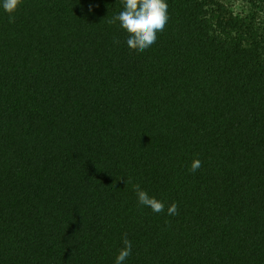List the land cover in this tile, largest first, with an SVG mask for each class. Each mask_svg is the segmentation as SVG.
I'll return each mask as SVG.
<instances>
[{"label": "trees", "instance_id": "trees-1", "mask_svg": "<svg viewBox=\"0 0 264 264\" xmlns=\"http://www.w3.org/2000/svg\"><path fill=\"white\" fill-rule=\"evenodd\" d=\"M0 0V264H264V0Z\"/></svg>", "mask_w": 264, "mask_h": 264}, {"label": "rangeland", "instance_id": "rangeland-1", "mask_svg": "<svg viewBox=\"0 0 264 264\" xmlns=\"http://www.w3.org/2000/svg\"><path fill=\"white\" fill-rule=\"evenodd\" d=\"M220 1L226 4L231 9H233L235 12L247 11L249 9L245 0H220Z\"/></svg>", "mask_w": 264, "mask_h": 264}]
</instances>
